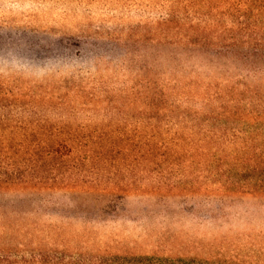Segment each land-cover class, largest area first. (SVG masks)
I'll return each instance as SVG.
<instances>
[{
    "label": "trees",
    "instance_id": "16d2710c",
    "mask_svg": "<svg viewBox=\"0 0 264 264\" xmlns=\"http://www.w3.org/2000/svg\"><path fill=\"white\" fill-rule=\"evenodd\" d=\"M99 1L94 11L98 18H72L64 11L59 19L9 15L2 23L56 31L59 40L88 51L95 63L88 68L108 71L118 83L129 82L117 94L139 103L149 119L148 131L141 135L143 147H238L233 156L224 157L230 163L216 159L215 180L198 195L220 211L237 203L264 205V151L259 149L264 147V0ZM118 2L124 8L112 11ZM114 44L123 48L116 60L102 49ZM155 51L159 59L150 60ZM229 61L239 66L232 69ZM10 93L14 101L25 95L20 88ZM11 122L0 116V127H11ZM100 135L0 128V264H163L162 258L52 247L53 240L70 233L39 217L40 206L31 200L34 193L55 192L78 208L77 194L92 195L102 210L113 211L129 188L66 178L55 163L53 176L45 179L36 159L41 151L52 161L61 147H71L67 153L72 147H124L119 135Z\"/></svg>",
    "mask_w": 264,
    "mask_h": 264
},
{
    "label": "rangeland",
    "instance_id": "374dc122",
    "mask_svg": "<svg viewBox=\"0 0 264 264\" xmlns=\"http://www.w3.org/2000/svg\"><path fill=\"white\" fill-rule=\"evenodd\" d=\"M98 1L0 0V116L12 120L11 127L2 124L1 130L117 134L124 145L72 147L69 153L71 147H61L52 161L40 151L36 165L45 179L53 176L55 163L66 178L129 188L113 211L102 210L92 195L77 194L78 208L55 192L51 197L34 193L31 200L40 206L39 217L70 233L53 240L52 247L162 258L163 264H264V205L237 203L220 211L198 195L215 180L216 159L230 163L224 157L233 156L238 147H143L141 135L148 131L149 119L139 103L117 94L129 82L118 83L108 71L88 68L95 66L88 51L84 54L75 42L59 40L56 31L2 23L9 15L18 20H26L25 15L59 19L64 11L72 18L91 19L97 16ZM120 4L111 10L121 11ZM112 46L102 49L116 60L123 48ZM155 52L150 60L159 59ZM229 65L239 66L233 61ZM18 88L25 95L14 101L10 92ZM149 187L161 192L144 193ZM260 232L262 237H252Z\"/></svg>",
    "mask_w": 264,
    "mask_h": 264
}]
</instances>
